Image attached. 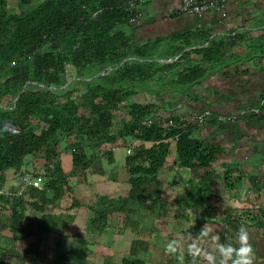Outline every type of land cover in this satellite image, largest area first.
I'll list each match as a JSON object with an SVG mask.
<instances>
[{
	"label": "trees",
	"instance_id": "1",
	"mask_svg": "<svg viewBox=\"0 0 264 264\" xmlns=\"http://www.w3.org/2000/svg\"><path fill=\"white\" fill-rule=\"evenodd\" d=\"M131 1L0 0V218L11 221L7 226L17 243L28 238L45 243L58 214L82 206L75 188L93 182L95 175H108L114 148L131 149L125 162L130 190L117 199L97 194L98 202L89 208L92 226L98 229L107 226L111 215L130 221L139 210L155 207L152 186L172 146L181 169L210 168L216 161L218 149L193 137V129L201 126L147 123L159 117L179 122L184 114L172 109L174 101L130 102L138 88L135 81L148 79L143 64L154 62L147 61L154 50L136 47L124 29L132 26L134 15L127 10ZM175 49L180 55L184 47ZM213 49L206 54L209 58ZM174 64L165 67L173 69ZM95 68L92 80L89 73ZM204 75L199 68H187L181 84L191 86ZM83 76L87 79L77 82L81 86L71 89L69 82ZM71 136L74 141L64 147L72 156L66 172L60 145ZM11 170L43 176L45 189L9 195L12 189L3 187ZM28 209L39 215L36 232L26 228ZM35 248L27 247L24 256L34 250L40 256L39 245ZM55 252L68 261L62 250ZM121 264L146 263L125 257Z\"/></svg>",
	"mask_w": 264,
	"mask_h": 264
},
{
	"label": "crops",
	"instance_id": "2",
	"mask_svg": "<svg viewBox=\"0 0 264 264\" xmlns=\"http://www.w3.org/2000/svg\"><path fill=\"white\" fill-rule=\"evenodd\" d=\"M181 2L143 0L142 20L136 26L124 27L136 47L154 50L148 60L164 65L160 70H147L146 77L158 84L149 90L152 95L138 87L132 98L143 94V99L174 101L172 109L177 115L208 109L232 117L209 120L192 131L194 139L218 149L215 163L210 168L181 169L172 146L167 164L152 186V199L158 200L155 207L130 221L111 215L104 229L92 226L94 216L86 220L88 213H94L83 204L58 214L45 243L33 238L17 243L7 226L11 221L0 220V244H12L10 249L0 248V264H68L66 259L59 260L57 246L64 256L79 261L76 264H121L125 257L139 258L146 264H207L202 258L194 261L187 249V243L206 224L212 231L202 244L213 250L211 235L233 239L238 228L247 225L255 264H264V0H227L224 11L211 10L200 16L180 13ZM177 45L184 47L182 53L170 55ZM213 47L210 59L206 54ZM168 63H175L173 69L165 67ZM193 67L203 70L204 77L191 86L182 85L181 77ZM168 82L171 84L161 88ZM242 111L247 112L240 115ZM113 150L115 162L106 168L108 175L93 176V182L78 185L75 193L83 185L101 196H109V189L127 190L117 197L130 190L127 149ZM119 172L127 175L121 186L116 180ZM20 174L9 171L4 188L15 193ZM112 219L116 221L110 223ZM28 222L26 228L36 232L38 221L33 229L28 228ZM172 238L183 241L182 253L165 250V243ZM37 245L40 256L35 250L24 256L27 247L36 249ZM86 259L89 262L83 263Z\"/></svg>",
	"mask_w": 264,
	"mask_h": 264
},
{
	"label": "clouds",
	"instance_id": "3",
	"mask_svg": "<svg viewBox=\"0 0 264 264\" xmlns=\"http://www.w3.org/2000/svg\"><path fill=\"white\" fill-rule=\"evenodd\" d=\"M211 228L206 224L194 238L187 243L189 254L194 258H202L207 264H255L256 252L251 243L250 230L247 225H241L233 239L222 240L219 233L211 235L214 250L205 248L202 240L209 236ZM169 253H182L183 241L172 238L165 243Z\"/></svg>",
	"mask_w": 264,
	"mask_h": 264
},
{
	"label": "built area",
	"instance_id": "4",
	"mask_svg": "<svg viewBox=\"0 0 264 264\" xmlns=\"http://www.w3.org/2000/svg\"><path fill=\"white\" fill-rule=\"evenodd\" d=\"M143 0H133L128 4L127 10L134 15L131 19L132 25L136 26L143 18V10L141 8ZM227 4V0H217L210 2H199L197 0H182L181 5L179 7V12L184 14H193V15H203L205 13L210 12L211 10H220L224 11V8ZM96 14V13H95ZM247 111H242L240 115H243ZM210 119L214 120H227L232 119V117H225L221 114H217L212 110H203L201 112H188L181 116L179 122L175 121L172 118L159 117L157 120L150 118L147 120L148 124H154V122L162 123L166 126H182L187 127L189 125H198L203 126L206 121ZM127 152L130 154L131 149H128ZM34 187L39 190L45 189V179L41 175L33 176L29 173H22L19 176V186L17 191L9 192V195H23L25 191L29 190V188ZM0 193H3L0 191Z\"/></svg>",
	"mask_w": 264,
	"mask_h": 264
},
{
	"label": "rangeland",
	"instance_id": "5",
	"mask_svg": "<svg viewBox=\"0 0 264 264\" xmlns=\"http://www.w3.org/2000/svg\"><path fill=\"white\" fill-rule=\"evenodd\" d=\"M170 55H174V52H172ZM147 61H154L153 63H144L143 64V67L146 69V70H155V69H159L160 67L159 66H164V65H162L161 63H159L158 61H156V60H148L147 59ZM160 70V69H159ZM109 71H111V70H109ZM92 73H89V75H91V74H93V76H92V80H95L96 79V76H94V74L95 73H97L98 72V68H95L93 71H91ZM86 76V75H85ZM85 76H83L82 78H74V79H72L70 82H69V84H71V86H70V88L72 89V88H74V87H79V86H81V84L80 83H78L77 84V82L78 81H80V79H87V78H84ZM87 77V76H86ZM161 83V82H160ZM68 84V85H69ZM171 83L170 82H168L167 84H162V86H161V88L163 87V86H165V87H167L168 85H170ZM135 86H137V87H139V88H143V89H145V90H147L148 92V94H151V92H149V90H152V89H154V88H157L158 87V84L155 82V81H152L151 79H144V80H141V79H138L137 81H135ZM41 88H44V86H42ZM66 88V87H65ZM142 95L143 94H137V96H135L134 98H132V101H130V102H138V103H143V104H146L147 102H154V101H156V100H153V99H151V100H149L148 98H145V99H143V98H141L142 97ZM152 95V94H151ZM146 96H144V97H146ZM167 101V100H166ZM169 105H172V102H169L168 103ZM127 106H129V103H127L126 104ZM122 111H123V113L122 114H125V116L127 117V115H126V110H125V108L124 109H122ZM117 124V123H116ZM118 125H119V123H118ZM74 137L73 136H71V137H68L67 138V140H65L66 142H62V144L60 145V150H61V152H63L62 153V156L64 157V160H63V167H64V170L66 171V172H69L70 171V169H71V164H72V156L71 155H69L68 153L67 154H65V145L66 144H68V143H72L73 141H74ZM66 143V144H65ZM122 149H124V148H122ZM121 152V151H120ZM105 164V166L107 165V163L105 162L104 163ZM108 165H107V169H108ZM127 175L126 174H124L123 172L122 173H117L116 174V180L118 181V183H119V185H120V183L122 182V181H124L125 180V177H126ZM124 179V180H123ZM110 181H112V180H110ZM114 181H112V183H113ZM121 186V185H120ZM117 187H118V185H117ZM4 188V187H3ZM124 189V188H123ZM110 191V195H109V197L111 196V198H115V197H117V195H118V193H124V192H126V191H122V192H116L115 190L113 191V189H109ZM118 190H119V187H118ZM98 192H100V194L102 193L101 191H98ZM75 196L77 197V199H80L81 200V202H82V204L83 205H85V207H89V206H91V205H93V204H95L96 202H98V199H97V191H94V190H92L91 188H88V185H83V186H81L78 190H77V193H75ZM121 197V196H120ZM115 199H117V198H115ZM149 202V201H148ZM147 202V203H148ZM146 203V202H145ZM144 211H145V209H144ZM143 211L142 210H139V213L141 214ZM89 214V215H88ZM87 215H88V217L86 216V220H88V221H90V219L94 216L92 213H88ZM27 215H29V222H28V228H30V229H33L34 227H35V225H37V221H38V219H39V215H38V213L37 212H35L34 210H31V209H28L27 210ZM142 219V218H141ZM0 220H3V222H5V221H9V219L8 218H1ZM113 220H115L116 221V219H112L111 221H110V223H112L113 222ZM114 221V222H115ZM130 230H132V229H130ZM110 235L112 236L113 234H112V232L110 233ZM4 242H5V240H3ZM50 244V243H49ZM11 246H12V244L11 243H5V244H0V248H6V249H10L11 248ZM52 246H54V245H52ZM57 246V245H56ZM57 248H58V246H57ZM1 251V250H0ZM77 253L79 254V252L77 251ZM42 256H44V255H42ZM81 257H83L84 258V256H82L81 255ZM86 257H88V256H86ZM67 260H65L64 262H66ZM74 262L76 263V262H79V261H75L74 260V258L72 257V256H70L69 257V259H68V261H67V263L69 264H74ZM86 262H89L87 259L85 260V261H83V263H86Z\"/></svg>",
	"mask_w": 264,
	"mask_h": 264
}]
</instances>
